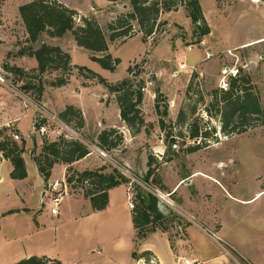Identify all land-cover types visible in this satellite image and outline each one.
Here are the masks:
<instances>
[{
	"label": "rangeland",
	"instance_id": "obj_1",
	"mask_svg": "<svg viewBox=\"0 0 264 264\" xmlns=\"http://www.w3.org/2000/svg\"><path fill=\"white\" fill-rule=\"evenodd\" d=\"M32 1L0 0V76L5 81L0 83V128L10 130L7 136L13 138V133L20 134L17 142L21 144L26 139L31 149L35 137V154L38 155L44 138L55 141L63 134L60 122L53 120V115L58 117L70 105L82 106L88 131L71 129L69 134L84 142L92 155L80 166H74L75 170L98 166H108L109 171L117 168L134 182L133 186H128L132 195L138 187L157 196L161 209L170 216L175 251L181 247L178 244L180 237L193 220L205 227L220 253L230 257L235 264H264V0H200L211 29V33L203 38L184 6L162 13L156 34L146 42L135 25L129 37L109 46L110 54L121 59L114 72L93 62L92 53L79 47L71 33L62 38L44 34L36 43H30L20 7ZM56 1L78 12L77 25L82 24L81 17L94 18L105 32L108 24L121 12L131 11L130 0ZM46 45L62 48L71 55L72 66H85L111 84L128 78L153 80L150 94H144L147 101L143 102L142 108L147 127L141 130L142 134L129 138L118 151L105 152L106 156H102L101 149L94 143L95 124L105 116L117 120L116 96L98 78L87 72L80 73L77 68L68 76L52 68L40 72L33 52ZM182 63L187 65V70L181 71ZM134 65L130 74L128 68ZM232 72L237 75L233 76ZM65 77L68 79L66 85H52ZM192 77L193 85L186 94ZM231 77L249 79L247 87L258 97L262 109V114L249 116L241 125L240 129L245 130L242 134L224 132L221 106L211 105L210 94L220 90L223 79L224 84L230 83ZM156 92L163 96L160 107L164 110L166 106L168 115L164 119L175 134L181 131L184 137L187 136L185 125L175 126L182 109L188 113V123H198L203 131L210 133L208 139L199 140L204 149L186 153V149L198 144L191 138L177 137L176 143H166V133L159 127L151 99V94L156 98ZM199 98L202 101H198ZM209 107L212 114L207 111ZM193 108L196 113L191 114ZM18 118L24 135L15 123ZM43 120L48 123L49 134L42 135L40 130H35L34 123ZM234 125V122L230 124L229 132L233 131ZM160 153H164L167 160H174L165 162L164 158H159ZM148 155L156 159L157 169L156 176L146 183ZM23 156L28 166V181L11 179L8 164L0 170V177H3L0 183V264H15L31 256L62 258L67 264H109L113 251L120 245H116L114 235L106 232L100 241L94 229L101 218L108 215L112 220L116 215L114 222L119 225L120 237L132 235V215L137 203L135 200L131 211L126 187L120 185L114 190L109 213L94 215L84 190L68 185L67 169L62 176L64 164H57L52 180L45 182L33 160L34 155L26 152ZM181 178H187V183L177 195L169 197L166 192L171 191ZM55 182L59 183V190L65 184L68 187V194L58 207V215L51 214L50 185ZM44 188L48 194L46 199L42 197ZM160 193L167 195L166 201ZM186 196L194 209H189L190 216L172 202L179 203V198ZM19 208L31 212L22 210L2 215L3 211ZM40 213L37 222L35 216ZM222 228L230 237L219 234ZM117 239L120 244H125L124 240ZM122 249L126 250V247ZM126 256V253H120V257L127 258L120 264H155L151 256L141 261L132 258V251Z\"/></svg>",
	"mask_w": 264,
	"mask_h": 264
},
{
	"label": "trees",
	"instance_id": "obj_2",
	"mask_svg": "<svg viewBox=\"0 0 264 264\" xmlns=\"http://www.w3.org/2000/svg\"><path fill=\"white\" fill-rule=\"evenodd\" d=\"M130 5L131 11L121 12L114 21L108 24L106 32L94 18L81 17L82 24L77 25L78 12L56 0H34L22 5L20 14L30 43H36L44 34L52 38H62L71 33L79 47L92 53L91 59L93 62L98 63L104 70L111 72L117 69L121 59L114 58L110 54V44L129 37L135 25L139 27L140 33H142V40L146 42L148 38L156 34L161 14L176 10L179 6L185 7L187 16L198 29L201 38L211 33V29L205 20L200 0H130ZM97 54H102L103 56L99 57ZM33 55L38 62L40 72H45L47 69L52 68L61 71L62 75L68 76L73 69L77 68L80 73L87 72L91 77L98 78L99 82L116 96L121 120L126 124L131 134L136 136L144 127H147L142 110L144 94L141 92V88L144 84L143 80L128 78L111 84L85 66H72L71 55L60 47L46 45L40 50L33 52ZM133 67L135 65L128 68L130 74L134 71ZM193 79L192 77L189 82L186 94L189 93L193 85ZM67 83L68 79L65 77L52 83V85L61 87ZM247 83H250L248 78L231 77L230 88L227 91L220 88V90H214L210 94L213 99L211 105L221 106L219 111H221V116L223 117L222 129L228 134L234 132L237 134L244 133L245 130L240 129V127L245 124L248 117L262 114L258 97L250 91ZM155 94L154 108L158 116L159 127L162 132L166 133L165 140L168 145L176 143L177 137L183 138L185 135L181 131L175 134L172 126H167L164 117L168 115V110H166V106L164 110H161L160 107V100L163 96L160 92ZM198 101H202V98H199ZM207 111L212 114L210 107L207 108ZM190 113H196V108L191 109ZM187 115L186 110L182 109L179 112L175 126L185 125L187 127V136L184 138H191L198 142V144L186 149V153L191 154L205 148L199 140L208 139L210 133L206 130V132L203 131L198 123H188ZM58 118L77 131H81L85 124L82 111L73 105L66 107ZM233 122L236 125L233 126V131L229 132L228 127ZM45 124L46 120H43L42 123H35V130L38 131ZM9 131L8 128H0V163L2 159L11 163L13 169L10 177L13 180H24L28 177V166L23 156L26 152H29L31 156L34 155L32 156L33 160L45 182L50 180L53 169L57 164H64L67 166L68 171L66 180L68 185L72 187L80 186L84 190V197L90 200L95 212L104 211L108 207L110 190L120 185L132 183L131 179L117 168H112L111 171H109L108 166L85 169L83 171L75 170L73 168L74 164L91 153L88 146L82 141L73 138L68 139L63 135L59 136L55 141H49L44 138L41 151L36 155L37 144L35 137L33 138L34 147L31 149L28 147L26 139H23L21 144H19L16 140L7 136ZM123 144V134L118 129L111 128L103 130L98 135L96 145L101 150L109 153L119 149ZM173 160L174 158L169 160L165 158V162ZM156 163L154 156L149 155L146 183L150 181V178L156 176ZM134 192L133 199L134 201L136 200L137 205L132 215L135 230L132 257L136 260L145 259L147 256L153 257L150 251L139 253L138 248L143 242L147 241L150 235L157 231L167 233L171 247L175 249L170 233V216L168 212L161 209L159 198L143 188L137 187ZM18 211L10 210L3 216ZM26 211L30 212L28 209ZM15 264H62V262L47 256H31Z\"/></svg>",
	"mask_w": 264,
	"mask_h": 264
},
{
	"label": "crops",
	"instance_id": "obj_3",
	"mask_svg": "<svg viewBox=\"0 0 264 264\" xmlns=\"http://www.w3.org/2000/svg\"><path fill=\"white\" fill-rule=\"evenodd\" d=\"M125 6H127L126 8H128V5H124V7ZM151 99H152L153 107H154L155 106V96H152V94H151ZM146 101L147 100H144L143 102L145 103ZM78 107L81 108L83 111V117H84V121H85L83 129L88 131V123H87L85 109L82 106H78ZM142 110H143V108H142ZM154 111H155V108H154ZM155 114H156V112H155ZM15 123L18 124L17 126H18V129L20 130V126H19L20 118L16 119ZM7 125H8V123H7ZM111 128L118 129L123 134V136H124L123 146L126 145L129 138L134 139V138L139 137L142 134V132L136 136H133L131 134V132L127 128L126 124L121 120L119 106L117 107V120L116 121L109 120L105 116V118H103L102 120H99L95 124L94 132H95L96 137L94 138V141H95L94 143L97 144V137L103 130H106V129L108 130ZM20 132L24 135V133L21 130H20ZM113 151H118V149L113 150ZM91 155L92 154L90 153L84 159L76 162L74 164V166L75 167H76V165L80 166L81 163L86 161L89 157H91ZM160 155H161L160 157L158 156L159 158H164V159L166 158V156L164 157V155H165L164 153H160ZM0 157H1V154H0ZM148 158H149V155L147 156L146 162H148ZM5 164L10 165V167H11L10 173H11L13 167H12L11 163L7 160L1 161L0 170L3 167V165H5ZM146 165H147V163H146ZM99 167H102V166H98L97 168H99ZM55 169H56V167H54L53 172ZM66 169H67V166L64 165L62 167V176L63 177L65 176ZM63 173H64V175H63ZM53 176L54 175L51 176L50 180H52ZM28 180H29V171H28V177L26 179L20 180V181H28ZM187 180H188L187 178L186 179L185 178L179 179L177 181L176 185L171 189V191L166 192V194H168V196L171 198L173 196L177 195L178 191H180L183 188V186L187 183ZM2 181H3V177H0V183ZM121 186L126 187V190H128V195H129L128 185H121ZM121 186H119V187H121ZM119 187H117V188H119ZM115 189L116 188L109 191V205L104 211L95 212L92 208L94 215H103L104 213H109L112 210V203H113L112 202V194H113ZM176 190H177V192H175ZM42 197L44 199H46L48 197V194H47V191L45 190V188L42 192ZM179 199H180L179 203L174 201V200H172V202H174L175 205H177V207L182 212H184L186 215L190 216L191 212L189 211V209L194 211V209L190 206L191 200L188 198V196H186V198H179ZM44 205L47 206L45 204V202H44ZM15 210L22 211V210H26V208L25 209L19 208V209H15ZM28 210L31 212L30 209H28ZM8 211L9 210L3 211L2 215L7 213ZM131 211H132V209H131ZM30 212H28V213H30ZM41 213L38 216L37 215L35 216V219L37 222H38V218L41 216ZM116 214H117V212H116ZM115 216L112 218V220H111V217H109L108 215L104 219L100 217L102 221H99L97 224L98 226H96L94 229V230H97V235H98V238L100 239V241L103 240L102 235L104 234V232H106V233H109L110 235H114L116 237L114 239H116V241H117L116 245L117 244L120 245L118 247V249L113 251V255L111 257L112 260H110L109 264H120V263H122L124 257H120V253L122 255L124 253H126L128 256V253L130 251H132V253H133V250H134V238H135L134 227H133V232H132L131 236L129 234H127V236L124 235L125 237L124 236L120 237V233L118 234L119 225H118V223L114 222ZM96 219H99V216H96ZM190 221H191V224L189 226H187V228H185L184 235H183V237L182 236L180 237V240L178 242V244L181 245V247L178 248L176 251H175V249H173L171 247V243L169 241L168 234L161 232V231H157V232L153 233L152 235H150L149 238L147 239V241L143 242V244L139 247V253H143L145 251H150L153 254L155 264H178L179 262H184L185 264H186V262H189L191 264H235L230 257H228L227 255H223V253H220L218 247L214 244L215 240L208 233H206L205 227L202 224H200L198 222H194L193 220H190ZM219 234L220 235L222 234L225 237H230V235H228V233L223 228L219 231ZM218 237H219L218 239L222 240L221 236H218ZM117 238H119V240H124L125 244H120V242L118 241ZM212 241H214V242H212ZM103 243L106 244V242H103ZM123 245H125V246H123ZM121 246L123 248L126 247V250H123ZM120 247H121V249H119ZM212 248H213V250H212ZM124 259L126 260L127 258H124ZM59 260L62 262V264H67L65 259L61 258ZM141 260L142 259H140V261ZM136 264H139V263H136Z\"/></svg>",
	"mask_w": 264,
	"mask_h": 264
},
{
	"label": "built area",
	"instance_id": "obj_4",
	"mask_svg": "<svg viewBox=\"0 0 264 264\" xmlns=\"http://www.w3.org/2000/svg\"><path fill=\"white\" fill-rule=\"evenodd\" d=\"M180 69H181V71L187 70V65L185 63H182L181 66H180ZM193 69H195V67L192 68L191 71H193ZM232 75L236 76L237 73L236 72H232ZM143 81H144V84H143V86L141 88V92L143 94H150V89H151V87H153L154 81L150 80L149 78H147V79H145ZM224 81H225V79H223L222 82L220 83V88L222 90H224V91H227L229 89V82L227 84H224L223 83ZM4 82L5 81L0 76V83H4ZM152 96H154V95H152ZM52 118H53V120H57L58 119V121L60 122V126L62 128L61 130H63V134L62 135L65 138H68V139L72 138V137H70L69 133L71 132V129L72 130H74V129L72 127L68 126L67 124H65L64 122H62L58 117L53 115ZM34 125H35V123H34ZM47 126H48V123H46L44 126H42L39 129L42 135H45L47 133L49 134V130L47 129L48 128ZM52 133L56 134L57 132L56 131H52ZM58 133H60V130H58ZM20 137H21L20 134L13 133L14 140L18 141V140H20ZM100 151H101V155L102 156H106L105 151H103V150H100ZM132 183H134V182L132 181ZM131 184H129V185H131ZM58 187H59V183L58 182H55L54 184L50 185V190H52L51 191V196H50L51 202H52V205H53V207L51 209V214L52 215H58L59 214L58 207L60 206V204H62V202H64L65 197L68 194V191H67L68 187H67L66 184L64 185V187H61V190H59ZM160 195H161V198L166 201L167 195L164 194L166 197L162 193H160ZM128 197H129V206H130L131 209H134V207H135L134 206V199H133L134 195H132V192L130 191V189H129Z\"/></svg>",
	"mask_w": 264,
	"mask_h": 264
},
{
	"label": "bare ground",
	"instance_id": "obj_5",
	"mask_svg": "<svg viewBox=\"0 0 264 264\" xmlns=\"http://www.w3.org/2000/svg\"><path fill=\"white\" fill-rule=\"evenodd\" d=\"M163 194V193H162ZM164 195V194H163ZM165 196V195H164ZM166 197V196H165ZM166 199H167V197H166Z\"/></svg>",
	"mask_w": 264,
	"mask_h": 264
},
{
	"label": "water",
	"instance_id": "obj_6",
	"mask_svg": "<svg viewBox=\"0 0 264 264\" xmlns=\"http://www.w3.org/2000/svg\"><path fill=\"white\" fill-rule=\"evenodd\" d=\"M127 6H125V8H126Z\"/></svg>",
	"mask_w": 264,
	"mask_h": 264
}]
</instances>
